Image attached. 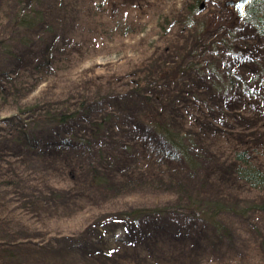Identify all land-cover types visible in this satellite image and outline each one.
Here are the masks:
<instances>
[{"label":"trees","instance_id":"obj_1","mask_svg":"<svg viewBox=\"0 0 264 264\" xmlns=\"http://www.w3.org/2000/svg\"><path fill=\"white\" fill-rule=\"evenodd\" d=\"M45 1L7 4L12 8L5 26L15 34L5 30L1 35L0 57L17 66L0 67V188L35 191L29 185L44 182L57 189L54 195L73 200L84 192L105 199L135 192L171 195L176 201L171 208H135L115 216L140 223L171 211L184 220L205 221L221 234L224 212L264 214V122L257 113L258 93L233 67L215 66L204 54L218 46L237 57L233 33L239 20L264 46V0H250L242 17L233 12L225 26L232 37L223 33L217 40L212 37L222 19L206 4L226 9L228 0H186L158 28L164 42L150 57L153 69L142 64L128 83L116 86L106 80L37 95L56 73L55 53L67 54L76 45L65 44L62 52L46 44L34 60L15 52L32 45L28 31L54 33L55 26L47 25L52 8L48 11ZM107 31L126 38L134 26L121 22ZM244 99V106L234 105ZM13 147L18 152H11ZM223 184L243 186L263 200L235 206ZM14 245L0 244L11 260L17 258Z\"/></svg>","mask_w":264,"mask_h":264},{"label":"rangeland","instance_id":"obj_2","mask_svg":"<svg viewBox=\"0 0 264 264\" xmlns=\"http://www.w3.org/2000/svg\"><path fill=\"white\" fill-rule=\"evenodd\" d=\"M11 1L14 6L15 0H0V38L5 36V30L15 34L5 26L6 12L12 8L7 4ZM185 1L46 0V9L52 8L47 25L55 26L54 33L45 28V31H28L32 45L16 47L15 52L23 54L25 60H34L46 44L62 48L75 42L67 54L55 53L56 73L40 86L37 95L88 83L100 85L106 80L114 86L128 83L132 73L144 68L142 64H149V69H153L154 60L150 61V57L164 42L158 28L165 16L180 10ZM206 7L222 19L212 40L223 33L232 37L225 26L236 11L230 7L218 9L211 3ZM121 22H130L134 26L133 34L123 38L107 31H115ZM236 24L233 35L237 57H232L226 48L216 46L206 48L205 58L215 66L225 63L236 70L235 74L243 75L258 93L257 113L264 122L261 101L264 99V46L249 24L243 20ZM1 62L0 67L7 70L17 66L15 60L4 63L0 57ZM245 102L244 99L234 105L244 106ZM81 126L77 130L82 133ZM10 150L18 152L16 147ZM9 160L14 163L10 157ZM27 166L24 167L26 174ZM78 185V189L83 188ZM30 186L37 188L35 191L0 188V244H16L17 251V258L11 260L0 249V264H232L233 260L240 259L264 264V214L259 211L222 213L220 219L226 229L221 234L205 221L184 220L171 211L146 216L140 223L115 216L135 208H171L176 205L171 195L135 192L105 199L84 192L73 200L54 195L57 189L44 182ZM223 186L230 192L228 201L235 206L263 200L261 194L243 186ZM244 208L248 207L238 209ZM107 217L112 218L107 220Z\"/></svg>","mask_w":264,"mask_h":264},{"label":"water","instance_id":"obj_3","mask_svg":"<svg viewBox=\"0 0 264 264\" xmlns=\"http://www.w3.org/2000/svg\"><path fill=\"white\" fill-rule=\"evenodd\" d=\"M250 3V0H228L226 6H230L235 9L237 15L242 17L245 13L246 6Z\"/></svg>","mask_w":264,"mask_h":264}]
</instances>
